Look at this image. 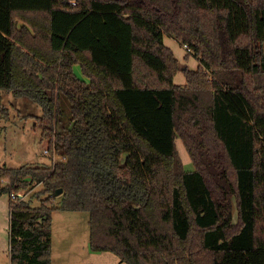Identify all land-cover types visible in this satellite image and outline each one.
Wrapping results in <instances>:
<instances>
[{"label":"trees","instance_id":"obj_1","mask_svg":"<svg viewBox=\"0 0 264 264\" xmlns=\"http://www.w3.org/2000/svg\"><path fill=\"white\" fill-rule=\"evenodd\" d=\"M3 91L60 158L0 168L12 264H51L57 210L127 264H264V0H0Z\"/></svg>","mask_w":264,"mask_h":264},{"label":"rangeland","instance_id":"obj_2","mask_svg":"<svg viewBox=\"0 0 264 264\" xmlns=\"http://www.w3.org/2000/svg\"><path fill=\"white\" fill-rule=\"evenodd\" d=\"M164 42L180 62L175 82L183 85L186 83L183 68L197 69L201 64L200 59L172 36L166 35ZM74 72L89 82L80 65L74 66ZM42 113L41 106L30 98L16 97L11 92L3 91V102L0 104V168H17L25 164L51 165L60 159L58 156L51 158V153H46L48 144L43 140L42 129L37 123ZM177 146L185 170H194V163L180 138L177 139ZM4 183L8 181L4 180ZM40 189L41 185L36 186L27 193L28 197ZM39 202L37 197L33 198V205ZM9 224V195L4 194L0 197V264H12ZM89 239V212L55 211L51 264H127L111 251L92 250Z\"/></svg>","mask_w":264,"mask_h":264},{"label":"built area","instance_id":"obj_3","mask_svg":"<svg viewBox=\"0 0 264 264\" xmlns=\"http://www.w3.org/2000/svg\"><path fill=\"white\" fill-rule=\"evenodd\" d=\"M187 50H190L189 48H187ZM46 153H48V149L46 150ZM12 198L15 200V199H18V200H24V199H27L28 198V195L27 193H24V192H18V193H13L12 194Z\"/></svg>","mask_w":264,"mask_h":264},{"label":"water","instance_id":"obj_4","mask_svg":"<svg viewBox=\"0 0 264 264\" xmlns=\"http://www.w3.org/2000/svg\"><path fill=\"white\" fill-rule=\"evenodd\" d=\"M62 193V189L60 188V189H57L56 191H55V195L57 196V195H59V194H61Z\"/></svg>","mask_w":264,"mask_h":264},{"label":"crops","instance_id":"obj_5","mask_svg":"<svg viewBox=\"0 0 264 264\" xmlns=\"http://www.w3.org/2000/svg\"><path fill=\"white\" fill-rule=\"evenodd\" d=\"M52 235H53V230H52Z\"/></svg>","mask_w":264,"mask_h":264}]
</instances>
